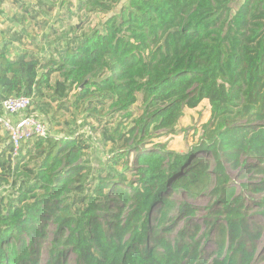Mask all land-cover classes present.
<instances>
[{
    "label": "trees",
    "instance_id": "obj_1",
    "mask_svg": "<svg viewBox=\"0 0 264 264\" xmlns=\"http://www.w3.org/2000/svg\"><path fill=\"white\" fill-rule=\"evenodd\" d=\"M233 3L78 0V10L108 17L88 33L72 27L54 49L57 58L0 47V101L62 105L76 90L71 105L95 114L108 103L130 118L139 98L143 106L127 139L121 123L110 135L103 130L119 151L97 167L86 159L83 132L23 144L14 158L0 134V189L8 192L0 196V264H38L48 223L55 231L45 264H62L68 254L74 264L264 262V254L256 258L264 238V0H243L235 11ZM203 100L210 118L187 153L145 147L173 133L183 109ZM132 152L135 183L124 174L127 161L120 164ZM199 153L216 162L211 204L202 223L178 229L179 219L195 213L187 205L176 209L169 194L182 188L198 196L212 181ZM222 159L259 179L242 185L258 198L229 185ZM202 243L213 246L210 253Z\"/></svg>",
    "mask_w": 264,
    "mask_h": 264
},
{
    "label": "rangeland",
    "instance_id": "obj_2",
    "mask_svg": "<svg viewBox=\"0 0 264 264\" xmlns=\"http://www.w3.org/2000/svg\"><path fill=\"white\" fill-rule=\"evenodd\" d=\"M242 1L243 0H235V3L230 5L233 11L240 6ZM77 5L78 0H41V4L38 3V0H2L0 3V47H2L4 43H9L10 48L17 46L18 49L31 51L36 54V56H42L46 59H49L50 56L57 58L54 49H60L63 42L71 36L73 32L71 30L72 27L78 28L77 35L80 33H88L92 29L98 27L100 23H103L108 17V15L105 14H93L84 10H78ZM25 7H29L27 8L28 12L24 11ZM37 8H39V12ZM34 11L38 12V17L36 19H31L30 14H33ZM59 39L63 41H59ZM14 53L12 55H15ZM75 91L76 90L70 94L68 102L62 105L48 98L40 101L36 99L33 101L29 113L36 115L46 123L48 135L62 138L78 135L79 132H83L84 139L89 146L85 154L86 159L92 166L97 167L108 158L110 151H119L117 148L118 144L106 140L102 134L103 130L105 129L107 131L106 135H110L112 129L118 123H121L122 132L125 139H127L129 136L127 130L133 127L134 121L139 119L142 115L143 106L139 98L136 104L130 109V118H125L121 113H114L112 111L113 109L109 108L108 103L102 109H99L97 105L98 107L96 109L99 112L95 114L90 111H85V105H82L80 109H75L74 106L71 105L73 101L72 95ZM37 105L42 107L44 111H40ZM209 118L210 105L207 100H203L194 109L185 108L182 111V116L174 126L173 133L168 134L166 137L162 136L159 138V141L147 144L145 147L152 149L161 145L166 150L187 153L195 143H198L199 139H203V126L208 122ZM243 123L242 121L239 122V124ZM0 134L4 136V132L1 129ZM197 156L204 157L208 161L209 173L212 181L209 189L198 196H193L182 188H177L169 194L176 209L181 205H187L191 207L195 213L192 216L179 219L177 224L178 229L184 230L187 222L202 223L203 219L206 218L208 207L211 204L209 192L214 187L212 172L216 166V162L209 153H199ZM134 157L135 154L132 152L128 158H122L121 160L120 164L127 161V168L129 171L128 169H124L126 166H117V169L122 170L123 168V170L127 171L124 172L127 181L129 180V182L135 183L137 178L135 172H133ZM242 161L243 159L240 163H242ZM26 162L29 163L30 161ZM246 163L249 165L256 164L253 160H248ZM29 164L30 166H34L33 162ZM221 165L228 177L229 185L234 186L237 192L244 194L247 199L258 198L257 195L244 192L242 185L252 183L259 179L253 177L251 173L243 177L241 167H238L236 170L231 163L223 159ZM7 194V189H3L0 192V196ZM255 213L256 209H253L250 214ZM155 217L156 213L153 212L152 218L154 219ZM154 223L155 221H153V224ZM45 229L46 238L42 246L38 264L46 263L48 258L47 247L53 239V233L55 231L51 223L45 225ZM263 240L259 243L256 258L264 254ZM203 243L201 249H205V254L210 253L213 246L211 244H205L204 246ZM62 264H74V257L68 254ZM259 264H264V262H259Z\"/></svg>",
    "mask_w": 264,
    "mask_h": 264
},
{
    "label": "built area",
    "instance_id": "obj_3",
    "mask_svg": "<svg viewBox=\"0 0 264 264\" xmlns=\"http://www.w3.org/2000/svg\"><path fill=\"white\" fill-rule=\"evenodd\" d=\"M32 103L28 97H9L0 101V129L8 137L13 158L23 144L48 136L46 123L29 113Z\"/></svg>",
    "mask_w": 264,
    "mask_h": 264
}]
</instances>
